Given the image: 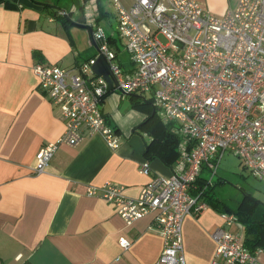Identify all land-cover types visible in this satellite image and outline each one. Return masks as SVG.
<instances>
[{"label":"built area","instance_id":"obj_1","mask_svg":"<svg viewBox=\"0 0 264 264\" xmlns=\"http://www.w3.org/2000/svg\"><path fill=\"white\" fill-rule=\"evenodd\" d=\"M111 2L133 67L125 70L115 61L108 35L99 26L92 29L96 54L79 67L32 66L40 89L64 121L58 139L36 152L32 171L42 172L60 144L77 145L88 135L100 134L117 147L119 135L101 108L107 85L91 68L102 54L116 82L113 90L147 93L162 120L179 135L181 158L169 175L153 172L143 158L139 171L150 179L135 197L110 180L88 185L86 193L111 204L127 225L154 214L163 239L159 263L186 264L183 220L208 206L203 191L224 153L232 152L264 180V0H237L222 16L196 0H131L128 7L121 0ZM57 14L66 16L67 11ZM203 167L211 174L201 178L200 186L196 181ZM222 217L228 225L237 223L232 213ZM212 238L216 247L210 264H261V249L246 248L240 232L219 227ZM119 243L124 249L131 245L125 237Z\"/></svg>","mask_w":264,"mask_h":264},{"label":"crops","instance_id":"obj_2","mask_svg":"<svg viewBox=\"0 0 264 264\" xmlns=\"http://www.w3.org/2000/svg\"><path fill=\"white\" fill-rule=\"evenodd\" d=\"M196 1L214 16L237 2ZM121 2L128 7L131 0ZM59 9L67 11V25L57 18ZM71 20L92 29H104L102 22L107 21L104 31L115 61L125 70L133 67L126 46L124 58H119L111 0H70L59 6L52 0H0V264H160L163 239L154 214L127 225L111 204L86 193L88 185L110 180L135 197L149 181L150 175L139 171L151 140L138 127L147 111L132 107L129 100L149 98L147 93L116 90L105 95L101 108L119 135L117 147H110L100 134L88 135L77 145L60 144L42 172L32 171L36 152L56 141L64 129L32 66L75 69L96 54L91 32ZM121 95L128 98L127 105ZM178 145V159L171 166L159 157L146 158L153 172L169 175L176 168ZM202 172L200 178H205ZM222 214L208 204L199 215L184 218L186 264H210L216 247L212 233L219 227L240 232L243 238V226L238 221L226 224ZM120 237L130 240L128 249L120 246ZM258 258L264 264V250Z\"/></svg>","mask_w":264,"mask_h":264},{"label":"trees","instance_id":"obj_3","mask_svg":"<svg viewBox=\"0 0 264 264\" xmlns=\"http://www.w3.org/2000/svg\"><path fill=\"white\" fill-rule=\"evenodd\" d=\"M57 18L60 19L64 25L68 24V19L65 16H57ZM108 93L110 92H107L106 95ZM138 96L142 99H136L131 96L129 100L132 107L147 111V116L138 125L139 128L151 136V140L146 144L144 156L147 159L159 157L165 164L171 166V164L178 159V151L176 148L180 137L171 130L169 124L159 120L150 98H145L142 95ZM196 182L202 186L201 178ZM209 190L213 193V189L207 186L203 191L202 199L207 205L213 204L219 208L222 213H232L235 215L236 220L244 228V246L252 252L256 249L264 250V205L251 199L250 194L245 193V198L238 204L237 208L232 209L221 203L213 194L208 193Z\"/></svg>","mask_w":264,"mask_h":264},{"label":"rangeland","instance_id":"obj_4","mask_svg":"<svg viewBox=\"0 0 264 264\" xmlns=\"http://www.w3.org/2000/svg\"><path fill=\"white\" fill-rule=\"evenodd\" d=\"M52 2L57 6L60 4H70V0H52ZM102 23V26L106 30L108 22L104 21ZM115 23V18L113 17V25ZM159 38L165 42V39L161 35H159ZM118 41H120L119 47L121 48L118 50L119 58H124L125 41L121 37H119ZM111 93H118V91L113 90ZM123 103L126 105L128 103V98L125 95L123 96ZM156 114L158 117L161 116L159 115V111ZM210 174V171L207 169L202 172V176L206 179L210 177ZM210 187L213 189V193H211V190L208 193L213 194L221 203L232 209L237 208L238 204L245 198V193L250 194L251 199L264 205V180L254 177L247 168L243 167L240 159L232 152L226 151L224 153L217 172L212 177Z\"/></svg>","mask_w":264,"mask_h":264},{"label":"water","instance_id":"obj_5","mask_svg":"<svg viewBox=\"0 0 264 264\" xmlns=\"http://www.w3.org/2000/svg\"><path fill=\"white\" fill-rule=\"evenodd\" d=\"M71 22L75 25H79L81 27L87 28L91 32V35H92V28L89 25H83V24L77 23L72 20ZM91 68H92L93 73L102 77L105 80L106 85H107L106 91L107 92L113 91L114 84L116 82L111 72L109 61L102 54H99L96 57L95 62L91 65Z\"/></svg>","mask_w":264,"mask_h":264}]
</instances>
